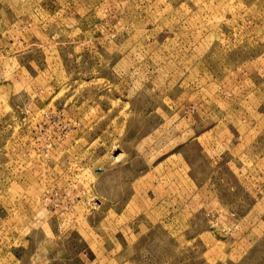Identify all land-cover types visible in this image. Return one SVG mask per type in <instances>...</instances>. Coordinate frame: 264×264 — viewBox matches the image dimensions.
<instances>
[{"label": "rangeland", "instance_id": "obj_1", "mask_svg": "<svg viewBox=\"0 0 264 264\" xmlns=\"http://www.w3.org/2000/svg\"><path fill=\"white\" fill-rule=\"evenodd\" d=\"M0 264H264V0H0Z\"/></svg>", "mask_w": 264, "mask_h": 264}]
</instances>
